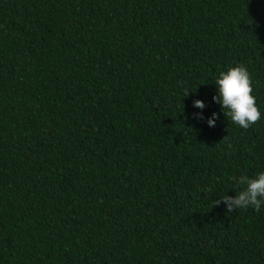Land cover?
<instances>
[{
	"label": "trees",
	"instance_id": "obj_1",
	"mask_svg": "<svg viewBox=\"0 0 264 264\" xmlns=\"http://www.w3.org/2000/svg\"><path fill=\"white\" fill-rule=\"evenodd\" d=\"M261 171L264 0H0V264H264V205L214 206Z\"/></svg>",
	"mask_w": 264,
	"mask_h": 264
},
{
	"label": "clouds",
	"instance_id": "obj_2",
	"mask_svg": "<svg viewBox=\"0 0 264 264\" xmlns=\"http://www.w3.org/2000/svg\"><path fill=\"white\" fill-rule=\"evenodd\" d=\"M218 88V94L213 96V100L220 104L224 115L230 118L233 124L247 130L253 124L261 119L255 97L252 95V77L251 73L244 64H237L229 67L226 71H220L215 80ZM185 90L184 97L189 95ZM193 106L203 110L205 104L202 100H195ZM196 118L204 119L202 112L194 114ZM218 114L213 112L212 116L207 118L209 127H215V121ZM222 142L227 144L228 152L232 151V145L226 136ZM233 180L243 186L242 190L237 191L236 196L224 195L217 199L214 206L224 203L226 211L231 213L233 210L253 208L257 213L260 212L264 205V171L258 172L254 177L241 174Z\"/></svg>",
	"mask_w": 264,
	"mask_h": 264
}]
</instances>
